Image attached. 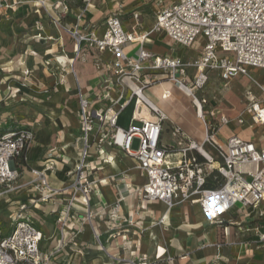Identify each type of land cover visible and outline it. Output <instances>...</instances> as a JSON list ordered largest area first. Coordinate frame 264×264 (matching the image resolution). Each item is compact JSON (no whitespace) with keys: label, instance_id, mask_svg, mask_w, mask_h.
I'll list each match as a JSON object with an SVG mask.
<instances>
[{"label":"built area","instance_id":"1","mask_svg":"<svg viewBox=\"0 0 264 264\" xmlns=\"http://www.w3.org/2000/svg\"><path fill=\"white\" fill-rule=\"evenodd\" d=\"M4 2L0 0V7L6 8ZM34 2L47 9L46 0ZM56 6L67 12L64 2H58ZM88 6L89 0H85L75 16V24L66 30L74 41L72 59L67 62L85 61V51L107 53L111 60L104 66L96 63L99 75L93 99L88 100L80 91L78 93L79 135L74 137V144L80 145V151L79 164L71 174L74 179L68 188L55 189L51 188L47 175L35 174L31 169L36 192L40 194L18 204L8 216L10 221L5 233L0 228V264H50L54 255L66 249L72 251L69 244H75L74 236L68 233L65 225L70 212L81 213L89 222L97 215L91 209L92 197L97 191L87 178L88 173L102 167L92 161L91 150L102 164L112 159L107 149L133 159L135 168L145 180L141 187L133 190L138 200L161 202L168 211L186 203L197 205L210 225L223 226V216L237 205L254 209L264 205V149L237 135L222 141L219 131L230 120L225 114L210 109L215 97L207 99L203 92L212 74L224 86L239 77L247 78L259 89L262 98L247 90L244 112L253 125H264V84L256 82L252 73L253 70H264V0L160 1L148 31H137L147 18L145 14L132 12L128 30L123 15L117 12L106 17L99 36L85 20ZM156 33L164 34L174 50L191 47L198 36L203 37V46L196 57L158 56L146 49L148 38ZM130 46L136 47L134 55L125 52ZM57 69L60 73L65 71L63 66ZM23 74L29 73L24 71ZM162 82L170 83L190 99L195 117L203 126L200 143L171 125L176 148L162 144L168 117L146 94ZM22 85L25 86L24 82ZM115 88L118 95L113 99L111 91ZM17 93L18 89L10 90L12 95ZM170 98L171 92L163 90L160 100ZM104 102L108 103L105 109L94 108L95 103ZM130 103H133L130 124L123 130L116 125L117 120L121 110ZM235 123L241 126L243 120L237 118ZM33 137L31 130L25 127L0 131V199L15 189L20 162ZM134 141L138 144L136 149H132ZM50 160H54L52 155L43 162V169H54L48 164ZM208 182L211 187H206ZM69 189L72 195L56 220L60 225L59 241L52 251L43 253L42 233L26 216V211ZM94 209L102 210L103 207ZM119 213V203L109 208L107 220L112 227L118 228L120 220L132 225L131 220H125ZM118 230L125 231L123 228ZM223 230L224 235L227 234L226 228ZM256 233V244L264 250V232ZM95 237L99 241L98 236ZM121 238L124 240L125 236ZM127 264L141 263L134 259Z\"/></svg>","mask_w":264,"mask_h":264},{"label":"crops","instance_id":"2","mask_svg":"<svg viewBox=\"0 0 264 264\" xmlns=\"http://www.w3.org/2000/svg\"><path fill=\"white\" fill-rule=\"evenodd\" d=\"M84 1L46 0L47 9L45 10L34 0H5L6 8L0 7V102L11 104L29 100V96L22 94V90H19V87H23L21 85L23 82L25 85L28 82L29 88L45 87L52 93L50 99L37 105L42 111V115L37 113L36 118L40 125L34 128L22 126L31 130L34 137L20 162L19 176L14 183L15 189L0 200V209L4 208L6 210L4 213L8 216L18 204L40 194L39 191L34 190V187L30 189L34 178L30 173L31 169L47 175L51 188L55 189H63L65 186L68 188L74 179L71 174L79 164L80 151V145L74 144V137L79 135L78 93L80 91L88 100H92L99 75L95 67L96 63L104 66L111 60V56L107 53L85 51V61H75L72 74L68 71L60 73L57 69L59 66H56V61H66V58L72 57L74 44L73 41L71 44L65 41L66 36L56 30L54 20L60 18L62 24L73 26L75 16L83 7ZM58 2H64L67 12L57 8ZM109 2L110 0H89L85 20L89 28H95L98 36L103 32L104 20L108 16L107 11L112 12L111 4L109 8H105ZM157 10L153 15L151 14L152 16L141 12L147 18L141 28L137 29L138 32L148 31L151 28ZM46 11L51 15L50 18L46 16ZM128 12L129 10H125L121 14L122 19L125 20L124 26L129 30L131 22L126 16ZM31 17L41 18L37 23L41 28L39 38L38 36L26 38L27 34H33L32 30L25 34L18 33L15 29L18 21H23V25L30 27L29 18ZM31 27H34V24H31ZM36 39L42 41L37 46V52L31 48L30 44ZM160 40L164 41L165 45L158 47L155 42ZM56 49L60 53L64 52V55H57ZM146 49L158 56L169 55L185 59L195 57L179 53L176 48L174 50L164 34H152L147 40ZM135 51V46L125 49V52L130 55H134ZM24 71H28L29 74L24 76ZM257 71L259 70H253V75ZM213 77L215 78L212 74L210 79ZM16 89L19 93L10 94V90ZM153 93L152 89L146 91L149 100L168 117L169 128L171 125L177 126L193 140L191 133L185 127V121L188 118L198 121L194 110L192 112L179 107V101L172 93L171 100L174 101V105L167 104V101L160 100V97ZM117 95V88H115L111 91V97L114 99ZM155 96L156 99L153 102ZM211 97L214 96L210 94L209 98ZM29 101L35 104L32 100ZM158 103L163 104L162 108ZM169 105L175 109V113L167 112ZM107 106V102L94 104L97 110L105 109ZM143 115L146 116L145 113ZM11 123L10 120L1 117L0 131L10 128ZM164 127L168 128L167 125ZM222 129L219 131L222 141L237 135L244 140L254 142L258 148L264 149V142H261V139L258 142V137L255 138L247 129H236L225 135L222 134ZM107 152L112 159L107 164H102L95 159L96 154L94 150H91L92 161H95V165L102 167L101 170L88 173L87 178L95 185L97 191L91 202V209L97 215L89 222L81 213L70 212L65 225L68 233L74 236L75 244H69L73 252L66 249L54 255L50 264H116L117 261L118 264H127L129 260L134 259L139 260L141 264H264V250L256 244V232H264V205H261L260 209L242 208L237 205L223 216V226L210 225L201 215L197 205L186 203L168 211L161 202L138 200L133 190L143 185L144 178L140 173L128 171L130 157L124 160L123 156L115 150L107 149ZM50 155L54 159L48 162L54 166L52 171H48L46 167L42 168L43 162ZM71 195L72 190L69 189L49 202L26 211V216L42 233L43 253L52 251L59 241L60 225L56 220L59 218V213L65 209ZM116 203L120 205L119 215L132 222V225H127L122 220L119 221L117 227L125 231L112 227L107 220L109 208ZM99 206L103 209H94ZM9 210L11 213L8 214ZM260 211L261 216H259ZM161 219H163L162 223H160ZM223 228H226L225 235ZM121 236H125L124 240Z\"/></svg>","mask_w":264,"mask_h":264},{"label":"rangeland","instance_id":"3","mask_svg":"<svg viewBox=\"0 0 264 264\" xmlns=\"http://www.w3.org/2000/svg\"><path fill=\"white\" fill-rule=\"evenodd\" d=\"M168 2V1H175V0H110V2L105 6V8H109V4H111L110 8L112 9V12L107 11V15L109 16L112 13L117 12H124L125 10H129L127 13V17L130 16V14L134 11L139 12H145L148 16H152L153 13L159 8V2ZM124 6V7H123ZM58 8V7H57ZM100 8V7H99ZM104 8V7H103ZM152 14V15H151ZM47 17H51V15H46ZM39 19H34V17L29 18V26L23 25V21H18L16 25V31L18 33H25L27 32H33L32 35L27 34L26 38H33V37H39L41 28L38 26ZM36 23V24H35ZM31 24H34V27H31ZM34 28V29H33ZM72 26L62 24L60 18L56 19V30H59L62 32L63 36L65 37V41L67 43H70L73 41L71 36L66 32V30L71 29ZM18 29V30H17ZM162 36V35H161ZM25 38V39H26ZM203 37L198 36L193 43V45L189 48H176L177 52L184 53L188 56H197L203 46ZM36 42V43H35ZM42 41L39 39H36V41H32L31 48L37 52V46L41 44ZM74 44V41H73ZM155 45L158 47L164 46V41L160 40L158 42H155ZM154 45V46H155ZM57 50V49H56ZM67 53V52H65ZM57 55H64V52L60 53L58 50L56 52ZM71 60L72 57L66 58V61H56V66H63L65 71H68L70 74H72V69L70 66H73L74 62L72 64H69L67 60ZM76 61H82L80 59ZM83 62V61H82ZM61 68V67H60ZM254 79L259 84H264V70H259L254 75ZM21 83V82H20ZM25 87L21 86L19 87V90H22V94L29 96V100H32L35 102L33 104L29 100L22 103H11V104H5L4 102H0V118H6V120H10L12 122L10 128H21L22 126H28L31 128H34L40 123L36 121L37 113H40L42 115V111L37 107L40 102L45 101L47 99H50L52 96V93L49 92V89L45 87L41 88H35L28 86V82L26 83ZM22 85V84H21ZM154 92L153 94L156 96L161 95L163 90H169L172 94L175 95L178 102L179 107H184L185 110H189L193 112L191 101L189 98H187L185 95H183L181 92H179L173 85H171L168 82H162L158 85H155L154 87L150 88ZM247 90H251V92L257 96L258 98H262L261 92L259 89L253 84L252 81L248 80L244 77H239L235 81L229 82L226 86H224L223 82H221L218 78H212L209 79L207 85L205 86L203 92L204 96L208 99L209 95L215 97L214 105L210 106V109H213L221 114H225L226 117L230 120V123L223 127L222 134L225 135L227 132H232L233 130H243L247 129L248 131L252 132V134L257 138V141L261 139V142H264V125L262 126H255L252 124L251 120L248 118V115L244 112V95ZM151 94V92H149ZM34 96H33V95ZM148 94V93H147ZM202 95V94H201ZM156 96L154 99L151 100L155 102ZM8 98H11L10 96H7ZM5 97V99H7ZM159 104V103H158ZM167 104L174 105V101L167 100ZM162 108L163 104H159ZM167 108V112H176L173 107ZM207 109V107H206ZM133 110V103H130L126 105L120 112L118 120H117V126L123 130H127L129 124H130V117ZM164 110V109H163ZM6 115V117L4 116ZM240 118L243 120V125L239 126L235 123L236 119ZM31 123V125H28ZM164 125H167L168 128L164 127L163 132V138H162V144L166 145L168 147L176 148V140L171 136L170 128L168 123L166 122ZM185 127L187 130L191 133L193 140L196 143H200L203 138V126L200 120H193V119H187L185 121ZM137 141H134L132 149L137 148ZM206 150L209 151L207 147H205ZM49 157V156H48ZM47 157V158H48ZM46 158V159H47ZM124 160H127L128 157H123ZM130 165L128 167V171H134L136 173H139L137 169L135 168V163L132 158H129ZM31 173V170H30ZM32 174V173H31ZM33 176V175H32ZM35 181H31L30 189L32 190L34 187L35 190ZM1 200V199H0ZM6 210L4 208L0 209V228L2 232H6L8 230V224H9V217L7 214H5ZM11 213L10 210L8 211V214Z\"/></svg>","mask_w":264,"mask_h":264},{"label":"bare ground","instance_id":"4","mask_svg":"<svg viewBox=\"0 0 264 264\" xmlns=\"http://www.w3.org/2000/svg\"><path fill=\"white\" fill-rule=\"evenodd\" d=\"M39 38V37H38ZM47 43V42H46ZM144 114V113H143ZM146 115V114H145ZM115 157V156H114ZM115 161V160H114ZM52 163V162H51ZM58 163V162H57ZM55 165V164H54ZM122 166V165H121ZM34 173L36 174V173H43V172H37V171H35L34 170ZM44 174V173H43ZM139 181V180H138Z\"/></svg>","mask_w":264,"mask_h":264},{"label":"trees","instance_id":"5","mask_svg":"<svg viewBox=\"0 0 264 264\" xmlns=\"http://www.w3.org/2000/svg\"><path fill=\"white\" fill-rule=\"evenodd\" d=\"M212 186V184L210 183V182H208L207 184H206V187H211Z\"/></svg>","mask_w":264,"mask_h":264}]
</instances>
